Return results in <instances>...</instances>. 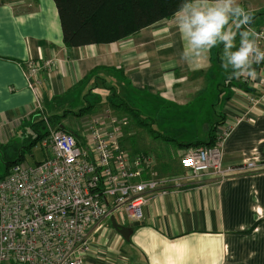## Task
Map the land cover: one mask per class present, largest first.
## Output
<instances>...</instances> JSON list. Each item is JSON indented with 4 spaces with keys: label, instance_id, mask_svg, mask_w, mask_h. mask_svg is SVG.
I'll use <instances>...</instances> for the list:
<instances>
[{
    "label": "crops",
    "instance_id": "crops-1",
    "mask_svg": "<svg viewBox=\"0 0 264 264\" xmlns=\"http://www.w3.org/2000/svg\"><path fill=\"white\" fill-rule=\"evenodd\" d=\"M238 3L250 15L252 30L264 28L263 16L248 10L242 0ZM174 17L116 42L67 48L53 0H0V147L19 142V148L33 141V130L39 131L31 129V123L38 118L35 113L45 107L54 114H79H61L53 123L72 134L78 146L90 145L86 126L95 123L103 130L117 128L120 150L136 156V144L147 141L140 137L131 141L137 131L130 126L122 104L134 109L136 105H129L125 98L131 102L129 97L140 96L151 107L143 114L135 110L139 126L150 121L160 128L161 136L187 132L190 139L178 145H154V154L140 153L149 158L143 178L150 174L184 176L179 160L190 149L185 145L207 143L213 123H220L212 133L214 141L223 134L224 167L247 162L257 166L255 171H235L223 180L203 176L180 182L170 185L166 194L151 196L142 207V220L126 242L112 229L110 219L91 226L87 231L90 248L83 264H264V100L249 109L246 100L248 94L259 95V77L255 83L242 84L240 77L231 76V69L225 72L222 45L184 60L185 42ZM33 61L41 69L29 84L26 65ZM47 62L51 65L43 67ZM216 80L219 86H214L228 92L216 98L220 107L211 110V121L198 125L196 120L187 129L176 127L173 122L180 115L174 109L189 106ZM93 98L96 101L91 106ZM85 103L93 108L92 113L87 116L84 109L76 113ZM69 115L71 122L64 127L61 122ZM242 115L246 117L234 123ZM73 119L81 121L76 124ZM227 125L234 126L224 135ZM111 217L126 228L132 224L122 225L118 214Z\"/></svg>",
    "mask_w": 264,
    "mask_h": 264
},
{
    "label": "built area",
    "instance_id": "built-area-1",
    "mask_svg": "<svg viewBox=\"0 0 264 264\" xmlns=\"http://www.w3.org/2000/svg\"><path fill=\"white\" fill-rule=\"evenodd\" d=\"M254 31L258 46L264 49V28ZM50 65L47 62L43 67ZM253 68L257 73L254 78L239 79L247 84L259 77V95H247L248 109L264 100V61ZM40 69L34 61L26 65L29 84ZM43 120L47 135L40 146L45 159L34 166L15 164L0 179V264H83L90 248L87 231L91 226L116 214L122 225L139 223L150 197L168 193L170 185L203 176L223 180L235 171L257 170L255 162L223 166L222 134L213 146L185 151L179 160L184 176L158 178L150 174L143 178L149 158L122 152L117 128L103 130L95 123L87 124L90 145L80 147L72 134L50 130L45 116ZM233 126L227 125L224 135Z\"/></svg>",
    "mask_w": 264,
    "mask_h": 264
},
{
    "label": "trees",
    "instance_id": "trees-1",
    "mask_svg": "<svg viewBox=\"0 0 264 264\" xmlns=\"http://www.w3.org/2000/svg\"><path fill=\"white\" fill-rule=\"evenodd\" d=\"M58 13L62 42L67 48H78L92 44L111 43L119 41L126 37H131L144 27L154 25L155 23L172 18L180 9L186 0H53ZM129 97V96H128ZM124 100V98H123ZM127 99H125L126 101ZM123 105V111L131 112L128 105ZM133 116H137L133 111ZM72 112L64 111L62 114ZM61 114H54L51 110H38L35 115L36 121L31 123L32 128H42L43 133L39 134L36 129V138L29 142L27 149L35 146L38 140L47 135V129L44 126V116L52 126L54 121L61 118ZM220 125L211 124L209 129V141L202 143L197 141L185 145L187 148H197V146H213L216 142L212 136L213 131ZM56 130H61V126H54ZM62 131V130H61ZM14 148L17 154L16 160L7 162L6 171L10 166L21 163L23 158V149L25 146ZM3 155V153H2ZM6 156V155H3ZM0 176L5 177L8 172Z\"/></svg>",
    "mask_w": 264,
    "mask_h": 264
},
{
    "label": "clouds",
    "instance_id": "clouds-1",
    "mask_svg": "<svg viewBox=\"0 0 264 264\" xmlns=\"http://www.w3.org/2000/svg\"><path fill=\"white\" fill-rule=\"evenodd\" d=\"M250 21V15L238 0H186L174 17L185 42L182 58L191 61L222 45L225 72L231 69L233 77L254 78L257 73L253 65L264 61V49L258 46L254 30H240Z\"/></svg>",
    "mask_w": 264,
    "mask_h": 264
},
{
    "label": "rangeland",
    "instance_id": "rangeland-1",
    "mask_svg": "<svg viewBox=\"0 0 264 264\" xmlns=\"http://www.w3.org/2000/svg\"><path fill=\"white\" fill-rule=\"evenodd\" d=\"M242 1L245 2V5L248 8V10H251L253 13L255 14L257 13L260 16L264 17V0H242ZM219 82L220 81L216 80L215 83L207 84L205 89L200 94L195 96L194 98L195 101H192V100L190 101L191 103L189 106L179 108V109H174L173 113L177 114L176 112L178 111L179 112L178 115H180V117L176 118V122H173V124H175L176 127H180V128L185 127L187 129L191 125H195L196 120H198V125H201V123L203 122H206L207 124L209 121H211V119L213 118V115L210 114L211 110L214 109L218 111V108L220 107V105L216 101V98H219L221 95H226L228 92V89L226 90V89H223L222 87L218 89L217 86H219ZM216 84L217 86H214ZM129 100H131V102L126 100V102L129 105L133 106L132 103L136 105L133 111L138 110L140 114H143L144 110L147 107H151L149 103L145 104L143 102L144 100L140 96H137V97L131 96L129 97ZM93 101H96V99L93 98L92 100H89L91 106L95 105ZM87 106L88 104L85 103V106H81L80 108H77L75 112L77 113L79 109H84V112H85L84 114L88 116L89 114L92 113L93 108L92 107L89 108ZM133 111L127 112L126 114L127 117H129L130 119V122H131L130 126L132 127V129L137 131V135L135 137H131V141L135 142L136 140H138V137L142 138L144 141H147L146 143L143 142L144 144H141L140 146L136 144V146L134 147L135 152L137 150V153L140 154V153H144V150H146L145 154H154V150L152 149L154 145H157L159 147L160 146L166 147L172 144L178 145V142L185 143L190 140L189 134L187 132L176 134L175 136L174 135L169 136L167 134L164 136H161L159 135L160 128L151 125L150 121H145L144 125L139 126L140 124L138 123L139 122L138 119L136 117H133L132 115L134 114ZM71 116L72 115H69L66 119H64V121L61 122V124L64 127H66L68 123L71 122L70 121L72 118ZM153 117L155 116L153 115ZM147 119H154V118L148 117ZM73 120H74V123L76 124H79L81 121L79 119H73ZM166 125L168 126V124ZM154 127L157 128V130H153L152 132L151 128H154ZM48 129L56 130L54 126H52L49 122H48ZM38 131L40 134L43 133L42 128H39ZM199 131L200 130L198 129V132ZM166 136L169 138H164ZM177 137L178 139H176ZM42 140L43 139L38 140L35 146L31 147L30 149H27V145L29 144V142L25 144V148L23 149L24 155L22 158L24 164L33 166L37 162H40L44 159L43 157H44L45 150L42 148V146H40ZM197 140H202V139H197ZM18 145H19V142H13L6 149L2 148V146L0 147V176L4 175L6 171L7 162L10 163L16 160L15 158H17V154L14 153L13 149L17 148ZM2 153L3 155H6V156H3Z\"/></svg>",
    "mask_w": 264,
    "mask_h": 264
},
{
    "label": "water",
    "instance_id": "water-1",
    "mask_svg": "<svg viewBox=\"0 0 264 264\" xmlns=\"http://www.w3.org/2000/svg\"><path fill=\"white\" fill-rule=\"evenodd\" d=\"M110 224L115 233L118 234L125 242L129 240L132 229L139 225L138 222H134L126 228L125 226L117 224L116 220L113 217H110Z\"/></svg>",
    "mask_w": 264,
    "mask_h": 264
}]
</instances>
